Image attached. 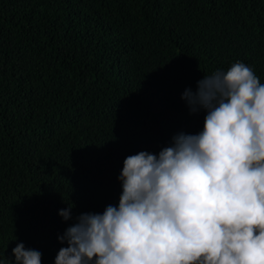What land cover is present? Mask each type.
Masks as SVG:
<instances>
[{
	"label": "trees",
	"instance_id": "1",
	"mask_svg": "<svg viewBox=\"0 0 264 264\" xmlns=\"http://www.w3.org/2000/svg\"><path fill=\"white\" fill-rule=\"evenodd\" d=\"M0 264H264V0H0Z\"/></svg>",
	"mask_w": 264,
	"mask_h": 264
}]
</instances>
